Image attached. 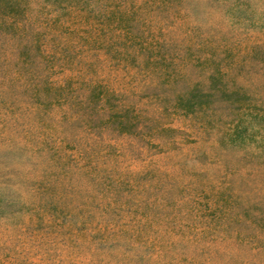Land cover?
Masks as SVG:
<instances>
[{
    "label": "rangeland",
    "instance_id": "374dc122",
    "mask_svg": "<svg viewBox=\"0 0 264 264\" xmlns=\"http://www.w3.org/2000/svg\"><path fill=\"white\" fill-rule=\"evenodd\" d=\"M0 264H264V0H0Z\"/></svg>",
    "mask_w": 264,
    "mask_h": 264
},
{
    "label": "trees",
    "instance_id": "16d2710c",
    "mask_svg": "<svg viewBox=\"0 0 264 264\" xmlns=\"http://www.w3.org/2000/svg\"><path fill=\"white\" fill-rule=\"evenodd\" d=\"M212 76V75H211Z\"/></svg>",
    "mask_w": 264,
    "mask_h": 264
}]
</instances>
